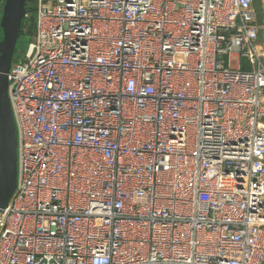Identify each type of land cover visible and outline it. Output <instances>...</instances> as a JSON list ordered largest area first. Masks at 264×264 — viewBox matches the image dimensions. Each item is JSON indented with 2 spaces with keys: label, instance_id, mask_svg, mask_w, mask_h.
<instances>
[{
  "label": "built area",
  "instance_id": "built-area-1",
  "mask_svg": "<svg viewBox=\"0 0 264 264\" xmlns=\"http://www.w3.org/2000/svg\"><path fill=\"white\" fill-rule=\"evenodd\" d=\"M252 2L34 0L0 264H264Z\"/></svg>",
  "mask_w": 264,
  "mask_h": 264
},
{
  "label": "water",
  "instance_id": "water-1",
  "mask_svg": "<svg viewBox=\"0 0 264 264\" xmlns=\"http://www.w3.org/2000/svg\"><path fill=\"white\" fill-rule=\"evenodd\" d=\"M25 5L26 0H3L0 13V215L17 184V136L8 97V73L21 34ZM252 6L255 12H262L261 0H253Z\"/></svg>",
  "mask_w": 264,
  "mask_h": 264
},
{
  "label": "trees",
  "instance_id": "trees-1",
  "mask_svg": "<svg viewBox=\"0 0 264 264\" xmlns=\"http://www.w3.org/2000/svg\"><path fill=\"white\" fill-rule=\"evenodd\" d=\"M2 3L3 0H0V13H1V8H2ZM25 10L27 17L24 18L23 20V25H22V33H27L31 36L34 34V27H35V21H34V0H26V5H25ZM243 68L247 69V65L243 63Z\"/></svg>",
  "mask_w": 264,
  "mask_h": 264
},
{
  "label": "rangeland",
  "instance_id": "rangeland-1",
  "mask_svg": "<svg viewBox=\"0 0 264 264\" xmlns=\"http://www.w3.org/2000/svg\"><path fill=\"white\" fill-rule=\"evenodd\" d=\"M32 41H33V36H31L25 32L20 34V36L17 40L16 52L14 54V60H23L25 58L26 53L29 49V45ZM242 62L245 65L247 64V61L245 59H243ZM232 64L233 65L236 64V57L232 58Z\"/></svg>",
  "mask_w": 264,
  "mask_h": 264
},
{
  "label": "crops",
  "instance_id": "crops-1",
  "mask_svg": "<svg viewBox=\"0 0 264 264\" xmlns=\"http://www.w3.org/2000/svg\"><path fill=\"white\" fill-rule=\"evenodd\" d=\"M262 1V7H264V0H261ZM257 18L258 20L261 19L262 17V12L260 13H257ZM258 43L259 45L264 48V31L262 29L259 30V34H258Z\"/></svg>",
  "mask_w": 264,
  "mask_h": 264
}]
</instances>
